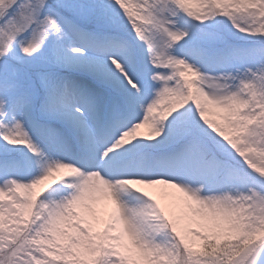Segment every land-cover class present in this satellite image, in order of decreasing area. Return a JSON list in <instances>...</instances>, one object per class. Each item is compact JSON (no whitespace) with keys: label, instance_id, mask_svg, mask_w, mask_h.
<instances>
[{"label":"snow or ice","instance_id":"obj_1","mask_svg":"<svg viewBox=\"0 0 264 264\" xmlns=\"http://www.w3.org/2000/svg\"><path fill=\"white\" fill-rule=\"evenodd\" d=\"M0 264H264V0H0Z\"/></svg>","mask_w":264,"mask_h":264},{"label":"rangeland","instance_id":"obj_2","mask_svg":"<svg viewBox=\"0 0 264 264\" xmlns=\"http://www.w3.org/2000/svg\"><path fill=\"white\" fill-rule=\"evenodd\" d=\"M144 131H147V129H144Z\"/></svg>","mask_w":264,"mask_h":264}]
</instances>
